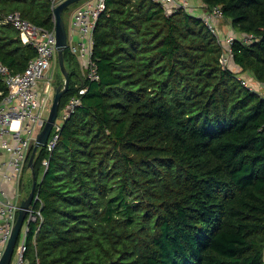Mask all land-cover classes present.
<instances>
[{
    "label": "trees",
    "instance_id": "obj_1",
    "mask_svg": "<svg viewBox=\"0 0 264 264\" xmlns=\"http://www.w3.org/2000/svg\"><path fill=\"white\" fill-rule=\"evenodd\" d=\"M200 1L237 38L228 67L200 17L152 0H107L98 81L65 51L60 110L87 92L35 157L31 264H264V0ZM14 12L49 30L55 17L50 0H0V62L20 73L36 50L4 23ZM7 94L0 76V103Z\"/></svg>",
    "mask_w": 264,
    "mask_h": 264
},
{
    "label": "built area",
    "instance_id": "obj_2",
    "mask_svg": "<svg viewBox=\"0 0 264 264\" xmlns=\"http://www.w3.org/2000/svg\"><path fill=\"white\" fill-rule=\"evenodd\" d=\"M50 1L54 11L63 0ZM152 1L160 4L167 13L172 14L181 9L189 11L193 0ZM106 2L107 0H89L85 5L76 9L68 30L70 53L77 58L85 70L86 80L91 82L100 79L97 64L93 59L94 32L100 17L107 9ZM200 18L222 48L221 65L228 67L234 58L232 45L237 38L233 33L224 38L219 34V23L223 20L222 10L219 7H213ZM4 23L10 24L19 32L24 44H31L35 48L36 56L20 73H15L0 62V76L8 89V94L0 103V148L8 155L6 161H0V261L12 236L20 210V203L8 197L5 184L19 183L21 186L27 163H29L30 149L38 133L46 124L47 118L44 114L49 113L54 100L53 76L46 78V74L53 69L58 56L55 29L49 30L37 26L24 19L19 12L5 16ZM75 35L79 37L77 43L74 41ZM245 38L247 41L252 39ZM240 74L237 72L236 77L241 84L256 91L255 87L250 86V82L248 83ZM42 80H45V84L41 89ZM86 92V87L80 88L78 95L72 97L65 108L59 111L58 119L46 146L49 153L53 152L59 140L63 122L81 104V95ZM59 119L60 122H58ZM48 164V160L43 161L45 168ZM40 203V197L36 193L14 251V256L17 258L15 264H31L26 256L27 238L31 230L30 225L43 219L42 208H36Z\"/></svg>",
    "mask_w": 264,
    "mask_h": 264
},
{
    "label": "water",
    "instance_id": "obj_3",
    "mask_svg": "<svg viewBox=\"0 0 264 264\" xmlns=\"http://www.w3.org/2000/svg\"><path fill=\"white\" fill-rule=\"evenodd\" d=\"M80 1L82 0H63L53 11L55 17L54 29L57 40L56 47L58 54V65L62 75L64 76V83L56 88L54 94V100L51 109L48 113L49 115L46 124L43 127V129L38 133L37 139L34 143L33 150L30 155L29 163H28V167L31 170V174H32V188L28 196L24 198L20 204L18 219L13 228L12 236L9 240L5 253L0 261V264L12 263L14 251L17 246L24 221L27 217L28 210L32 205L34 197L36 195L37 176L35 171V165H36L35 157L39 149L45 148L47 146L52 130L58 119L62 98L70 89V72L66 66V61H65V51L69 48L68 31L65 21L63 19V13L71 5Z\"/></svg>",
    "mask_w": 264,
    "mask_h": 264
},
{
    "label": "crops",
    "instance_id": "obj_4",
    "mask_svg": "<svg viewBox=\"0 0 264 264\" xmlns=\"http://www.w3.org/2000/svg\"><path fill=\"white\" fill-rule=\"evenodd\" d=\"M87 1L89 0H86V2L83 5H85L87 3ZM191 9H189V13L194 15V16H197V17H201L203 16L207 11L206 9L203 8V3L200 1V0H194L191 2ZM80 8V7H78ZM77 8V9H78ZM73 14H69L68 15V19H69V24L67 25L66 22V26H67V31L70 29V26H71V22H72V18H73ZM64 20H65V15H64ZM227 21V20H226ZM219 27H220V30L225 33V34H228L230 32V23L226 24L223 20L221 21V23H219ZM75 42L77 43L78 40H79V37L78 35H75ZM81 67V70H82V75L85 74V70L83 69V67L80 65ZM8 159V155L7 153L0 148V161H6ZM0 180H1V176H0ZM5 189L7 191V194H8V197L12 200V201H17L18 203L21 204V202L23 201L24 199V190L21 189V186L19 185V183H8V184H5ZM26 198V197H25Z\"/></svg>",
    "mask_w": 264,
    "mask_h": 264
},
{
    "label": "rangeland",
    "instance_id": "obj_5",
    "mask_svg": "<svg viewBox=\"0 0 264 264\" xmlns=\"http://www.w3.org/2000/svg\"><path fill=\"white\" fill-rule=\"evenodd\" d=\"M85 2H86V0H82V1L77 2V3H75V4H73V5L70 6L69 10L65 14V22H66L67 25L69 24L68 23L69 22L68 15L69 14H72L73 12H75L76 9L78 7H81L82 4H84ZM223 21L227 24V21L225 19H223ZM229 29H230V32L228 34L223 33L220 29H219L218 32L224 38V37H226V36H228V35H230V34L233 33L232 32L233 31L232 28L230 27ZM67 66L70 69L69 63H67ZM51 76H53V78H52V89H53V92L55 93L56 88L64 83V76L62 75V73L60 71V68H59V65H58V56H57V61L55 62V65H53V69L46 74V78L51 77ZM240 76L244 77L248 81V83L249 82L251 83V81L254 82V83H256V81L254 79H252L251 77H248L247 75L244 76L243 74H240ZM250 83H249V85H250ZM44 84H45V80H42L40 82V88L41 89L44 87ZM260 92L262 94H264V88H261L260 89ZM48 115H49L48 113H45L44 114V117L45 118H48ZM58 122H60V119L58 120ZM30 173H31V171L29 170L25 174V181H26V185H27L26 191H28V189H29L28 188V184H29V180H30V176H31ZM16 260H17L16 256H13L12 264H15L16 263Z\"/></svg>",
    "mask_w": 264,
    "mask_h": 264
}]
</instances>
